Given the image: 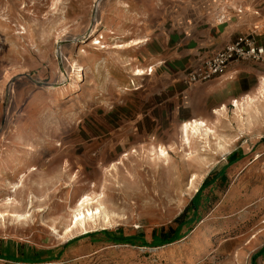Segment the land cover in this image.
Listing matches in <instances>:
<instances>
[{
    "label": "rangeland",
    "instance_id": "obj_1",
    "mask_svg": "<svg viewBox=\"0 0 264 264\" xmlns=\"http://www.w3.org/2000/svg\"><path fill=\"white\" fill-rule=\"evenodd\" d=\"M176 2L0 0V254L33 262L0 264H257L264 79L251 100L187 105L155 60ZM185 207L179 242L106 240L149 243Z\"/></svg>",
    "mask_w": 264,
    "mask_h": 264
},
{
    "label": "crops",
    "instance_id": "obj_2",
    "mask_svg": "<svg viewBox=\"0 0 264 264\" xmlns=\"http://www.w3.org/2000/svg\"><path fill=\"white\" fill-rule=\"evenodd\" d=\"M177 1L168 17L166 26L170 29L160 34L159 51L155 55L156 67L166 74L170 90L184 94L187 105L201 103L212 109L218 105V110L234 100L250 98L254 84L264 79V63L232 62L220 76L187 86H182L180 74L238 35L249 36L255 44L264 47V0ZM173 83L178 88L172 87ZM256 90L258 93L257 87ZM258 231L249 238V241H261L251 253L253 261L264 264V233ZM229 236L222 243L234 242L238 235Z\"/></svg>",
    "mask_w": 264,
    "mask_h": 264
},
{
    "label": "built area",
    "instance_id": "obj_3",
    "mask_svg": "<svg viewBox=\"0 0 264 264\" xmlns=\"http://www.w3.org/2000/svg\"><path fill=\"white\" fill-rule=\"evenodd\" d=\"M236 61L264 63V47L255 44L249 36L238 35L198 64L184 70L182 80L187 84L209 81L220 76L230 63ZM261 217L264 220V214Z\"/></svg>",
    "mask_w": 264,
    "mask_h": 264
},
{
    "label": "trees",
    "instance_id": "obj_4",
    "mask_svg": "<svg viewBox=\"0 0 264 264\" xmlns=\"http://www.w3.org/2000/svg\"><path fill=\"white\" fill-rule=\"evenodd\" d=\"M235 161V157L233 155H231L228 158V165L233 163ZM220 175V177H222V179H224V175H223V170H221L218 174H215V176H213V178H210L209 180H204V182L202 183V186L199 188V190L196 192V194L193 196V198L190 200V206H192V210L193 213L196 214L197 211V198L199 197L200 193H201V189L203 187H205L208 183L213 182L214 177ZM207 179V178H206ZM187 207H185V209L174 219V223H176V227L173 228L171 226H169L166 230H161L158 234L153 232L152 236H151V241L148 243L144 240V238L139 235V236H129L126 238H112L109 236H106V240L109 241H114V242H121V243H135L138 244V246L144 247V248H150V247H160L166 244H171L174 242H177L179 240H181L185 235H186V231L185 232H181V229L183 227V225H185V220H184V214L186 212ZM196 220V222L198 220H200L198 217L193 218L191 217L189 222ZM187 224V222H186ZM0 259H4V260H10V261H15V262H26V263H33L30 260H19L18 258H13L11 256H6V255H1L0 254ZM41 262H46V261H41ZM40 262V263H41Z\"/></svg>",
    "mask_w": 264,
    "mask_h": 264
},
{
    "label": "bare ground",
    "instance_id": "obj_5",
    "mask_svg": "<svg viewBox=\"0 0 264 264\" xmlns=\"http://www.w3.org/2000/svg\"><path fill=\"white\" fill-rule=\"evenodd\" d=\"M135 70H136V75H142L143 74V69H135ZM251 98L252 97L247 98V99L251 100ZM234 102H236V101H234ZM244 109H245V107H244ZM247 109L249 110L248 106H247ZM203 127H204V125H203V123L201 121L192 120V121H189V122H183V123H181V125H180V131H181V133L183 135V139L185 141H187L188 140V134H189V132H191L193 129H199V128H203ZM158 152H159L158 158H163L165 156V152L163 150H159ZM119 162H121V159H119L118 163ZM106 169L107 168H105L104 170H106ZM14 186L15 185H12V188L13 189L15 188ZM88 200H89V198H87V196H85L84 198L80 199V202L78 204V207L82 206L84 203L86 204L88 202ZM78 215H79V217H77V215H74L76 217L74 218V220H72L73 221L72 226H69V228L67 229V231H69L70 233L74 229H77L78 225L81 224V221H82L81 219L85 217V215L82 212H79ZM87 215H89V216L91 215V212H89V210H87ZM21 217H23V216L22 215H17L16 218L19 220V219H22Z\"/></svg>",
    "mask_w": 264,
    "mask_h": 264
}]
</instances>
